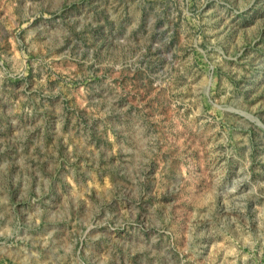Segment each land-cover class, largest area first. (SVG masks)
<instances>
[{"label": "rangeland", "instance_id": "rangeland-1", "mask_svg": "<svg viewBox=\"0 0 264 264\" xmlns=\"http://www.w3.org/2000/svg\"><path fill=\"white\" fill-rule=\"evenodd\" d=\"M0 264H264V0H0Z\"/></svg>", "mask_w": 264, "mask_h": 264}]
</instances>
